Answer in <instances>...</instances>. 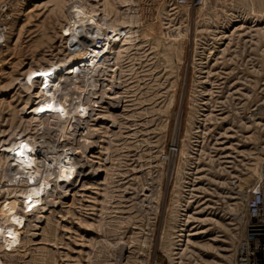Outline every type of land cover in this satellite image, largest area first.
<instances>
[{"label":"rangeland","instance_id":"obj_1","mask_svg":"<svg viewBox=\"0 0 264 264\" xmlns=\"http://www.w3.org/2000/svg\"><path fill=\"white\" fill-rule=\"evenodd\" d=\"M115 33L130 78L106 80L91 56L46 91L51 67ZM108 87L123 96L106 97ZM78 94L97 104L91 116L78 118ZM45 99H64L68 112L27 114ZM78 119L94 141L85 158L75 155ZM24 143L46 155L42 171L14 165ZM263 145L264 0H0L2 223L21 196L11 216L20 235L9 250L0 242V264H233L230 226L175 228L170 190L191 166L215 178L221 148L251 180ZM78 174L82 189L69 190Z\"/></svg>","mask_w":264,"mask_h":264},{"label":"built area","instance_id":"obj_2","mask_svg":"<svg viewBox=\"0 0 264 264\" xmlns=\"http://www.w3.org/2000/svg\"><path fill=\"white\" fill-rule=\"evenodd\" d=\"M176 1L181 5H202L206 0ZM76 69L79 70L77 67ZM76 99L78 101V118H85L88 114L91 116L97 104H82L80 94L76 96ZM75 131L77 142L75 155H77L76 153L81 148L93 146L94 141L90 128L86 127V123L79 119ZM219 142L223 143L224 139L221 138ZM178 151V142L171 141L168 146L169 154L175 156ZM86 153L82 152L83 157ZM218 156L221 157L220 161L225 164H223L224 170L216 174L215 178H210V180L205 175H197V168L195 167L194 171L191 166L177 181H173L174 185L172 184L170 190V201L175 208L173 224L175 228L191 230L210 228L221 221L232 229L233 264H264V145L260 164L251 180H243L241 173L244 171H232L231 166L234 161L232 154H224L221 148ZM91 157L92 154H88V160ZM83 167L80 164L79 169ZM83 176L84 174L81 176L78 174L76 191L82 189L83 182L80 183L79 179ZM36 181L31 179L28 183L32 184ZM0 224L2 226L0 242L5 250H9L16 239L14 240L13 236L4 228L6 224L2 223L1 219ZM12 226L15 227V225Z\"/></svg>","mask_w":264,"mask_h":264},{"label":"bare ground","instance_id":"obj_3","mask_svg":"<svg viewBox=\"0 0 264 264\" xmlns=\"http://www.w3.org/2000/svg\"><path fill=\"white\" fill-rule=\"evenodd\" d=\"M105 27H106V25H105ZM97 31V30H96ZM106 34V33H105ZM120 34H121V32H120ZM95 37H97V36H99L97 33L94 35ZM108 36V35H107ZM111 36V35H110ZM94 38V37H93ZM107 39H109V40H105V42H103V43H97L96 44V42H99L100 40H98V39H91V40H93V42H95V43H93V42H91V44H89V46H88V48H87V46H86V48H85V51H83V53H81V54H79V55H73V56H71V55H69V57L70 58H68L66 61H62V62H60L55 68H52L51 67V69L48 71V73H47V78H46V85L45 86H43V87H46V91H49L50 90V94L52 93L51 92V86L53 85V82H55V80H57L58 79V76H59V74H58V72L57 71H59V73H69L70 74V72H71V74H72V69L70 68V67H74L75 66V68L77 67L80 71L81 70H83V69H86V68H89L88 66V64H91L92 63V61L93 60H89V59H91V56L93 57V56H98V55H100L103 59H102V63H100V64H98L99 66H101V67H104V69L106 70V74L108 75V77H106L105 79L107 80H109L110 82H113L114 80H112V79H119L120 80V77H122V75L123 74H125V75H123V76H127L126 78H130L131 77V75H132V73L134 72V68L133 67H130V68H124V66H122V64H121V62L119 61V59H118V56L117 55H115V51H113L112 50V48H113V45L111 44V43H109V42H111L112 40H113V42H115L116 40H118L119 39V36L117 35V33H115L114 35H112L111 37H108ZM82 40V39H81ZM98 40V41H97ZM81 44V43H80ZM74 45V44H73ZM76 47V46H75ZM82 47V46H81ZM68 48H70V47H68ZM72 48V47H71ZM75 49H77V48H75ZM84 49V48H83ZM79 50V49H78ZM75 50H73L72 52H74ZM80 51H81V49H80ZM80 51L79 52H77V54L78 53H80ZM68 52V51H67ZM66 52V53H67ZM69 53V52H68ZM204 65V64H203ZM76 70V69H75ZM133 71V72H132ZM204 71V70H203ZM94 72V71H93ZM105 72V71H104ZM64 73H63V75H64ZM94 74V73H93ZM129 76V77H128ZM104 77V76H103ZM126 78H124L123 79V81H125L126 80ZM207 80H209V79H207ZM120 82H122L121 80H120ZM119 82V83H120ZM117 83V82H116ZM44 84V83H43ZM118 84V83H117ZM50 86V87H49ZM115 86V85H114ZM112 87V86H111ZM116 87V86H115ZM109 89L108 90H111L110 89V87H108ZM43 90H45L44 88H43ZM45 94L47 93V92H45V91H43ZM106 92V91H105ZM109 92V91H108ZM117 91H115V90H111L110 91V94L109 95H106L105 94V96L106 97H112V98H114V96L115 97H121V96H123V94L122 93H120V92H118L117 93V95H113L112 93H116ZM49 93H47V94H49ZM52 94H54V93H52ZM104 95V94H103ZM51 96V95H50ZM49 96V97H50ZM53 96V95H52ZM53 99V98H52ZM55 99V98H54ZM59 99V98H58ZM115 99V98H114ZM43 100V99H42ZM64 100V99H63ZM63 100L62 101H60V100H57L58 102H55V101H53L52 103H50L49 102V100H47L46 101V99H45V101L44 102H41V103H39L38 104V102H37V105L35 104L32 108H31V110L29 109V111L27 110V114H29V113H31V115H32V112L34 111L35 112V110L37 111V110H42V112L44 111V112H46L47 113V111L49 112V113H60V112H62L63 114L64 113H67L68 112V110H67V108H66V106H65V103L63 102ZM40 102V101H39ZM34 104V103H33ZM67 104V103H66ZM113 105V104H112ZM69 109H70V107H69ZM77 110V109H76ZM75 110V111H76ZM33 112V113H34ZM71 112V111H70ZM41 114V113H40ZM70 114V113H69ZM42 115V114H41ZM33 116V115H32ZM59 116V115H58ZM103 116V115H102ZM68 117V116H67ZM72 117H73V114H72ZM101 118V117H100ZM52 120V119H51ZM78 123V122H77ZM75 126V125H74ZM94 133V132H93ZM23 143V142H22ZM23 147H21V149H19L18 151H17V154H19V155H17V161L15 160V158H13L12 159V161H13V163H14V165H17V164H19V166L21 167V168H26V170H28V171H36V170H40V171H42L44 168H43V166H42V161H43V159L44 158H46V155L44 154V152L42 151V149L41 148H38V147H34V144H31V143H28V144H26V143H24V144H21ZM5 148V147H4ZM91 148V147H90ZM81 151L83 150V149H80ZM81 151H79V152H81ZM84 151V150H83ZM82 151V152H83ZM89 151H91V150H89ZM16 152V151H15ZM87 152V151H86ZM97 153V152H96ZM80 154V153H79ZM86 155V154H85ZM97 155V154H96ZM16 156V155H15ZM14 155H13V157H15ZM48 157V156H47ZM78 158V157H77ZM85 158V157H84ZM80 159V158H79ZM81 159H83L82 157H81ZM86 159H87V157H86ZM94 160V159H93ZM83 161V160H82ZM79 162V161H78ZM77 161H76V163H78ZM79 163H81V162H79ZM78 163V164H79ZM84 163V162H83ZM86 163V162H85ZM11 165V164H10ZM89 165V164H88ZM91 165H92V163H91ZM78 166H80V165H78ZM86 166V165H85ZM96 166V165H95ZM100 166V165H99ZM98 166V167H99ZM89 167H92V166H90L89 165ZM89 167H88V170H89ZM93 169V168H92ZM95 170V169H94ZM101 170V167L98 169V171H100ZM85 171V170H84ZM92 171V170H91ZM97 171V172H98ZM79 172H81V171H79ZM83 172V171H82ZM93 172V171H92ZM72 173V172H71ZM91 174V173H90ZM74 176V175H73ZM85 176V175H84ZM89 176V175H88ZM93 177V176H92ZM74 178V177H73ZM93 179H94V182L96 181V179L93 177ZM73 182H74V180H73ZM72 182V183H73ZM96 183V182H95ZM94 183V184H95ZM70 184V183H69ZM73 185V184H72ZM87 186H89V185H87ZM92 186V185H91ZM75 187V191H76V185L75 186H71L70 188H69V190H71V188H74ZM95 187V186H94ZM67 190V189H66ZM16 194V193H15ZM69 194H71V193H69ZM76 194V193H75ZM14 195V194H13ZM13 195H11V196H13ZM17 195V194H16ZM16 195H14V198L12 199V200H8V202L5 204L6 206H7V208H5V210H6V212H5V215L7 216V221H8V223L4 226V228L5 229H7V231L13 236V238H14V240L15 239H18V234H19V231L17 230V225H16V223L13 221V219L14 218H12L11 216H14V210H15V202L17 201V200H20V198H18V197H21V196H16ZM149 196V195H148ZM146 204V203H145ZM2 207V206H1ZM1 207H0V209H1ZM12 225H16L14 228H13V226ZM2 228V226H1V224H0V229ZM4 231H6V230H4ZM188 233H190V232H188ZM20 235V234H19Z\"/></svg>","mask_w":264,"mask_h":264}]
</instances>
